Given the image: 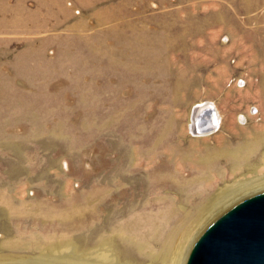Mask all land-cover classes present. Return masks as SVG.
<instances>
[{
	"label": "rangeland",
	"instance_id": "374dc122",
	"mask_svg": "<svg viewBox=\"0 0 264 264\" xmlns=\"http://www.w3.org/2000/svg\"><path fill=\"white\" fill-rule=\"evenodd\" d=\"M245 2L0 0V22L5 24L0 26V264H33L63 254L94 257L112 250L101 237L128 220L167 221L174 224L179 238L196 233L201 221L193 206L222 187L213 172L208 178L214 181L205 184L200 172L185 167L177 179L156 186L144 161L138 169L132 167L131 149L139 139L129 143L127 136L136 115L152 110L153 98L159 101L157 108L179 113L177 122L184 127L194 105L213 103L222 116L224 135H230L229 115L248 116L255 108L257 115L248 120L249 125L264 120L260 109L264 97L257 93L264 61V0L249 9ZM112 13L118 19L107 22ZM11 22L21 27H11ZM130 26L144 37L131 39L129 47L136 51L140 39H151L158 46L155 50L163 52L168 44V64L147 74L145 82L140 73L121 76L109 67L111 86L126 85L119 94L122 99L129 89H134V101L133 96L140 94L147 99L137 102L140 107L135 104L124 123H112L108 130L103 123L100 49L108 31L115 30L110 31L114 43L119 30ZM249 33L256 34L254 47ZM251 50L257 53L254 74L249 73ZM130 54L136 57V52ZM154 64L151 61L149 67ZM135 80L141 83L133 87ZM176 80L182 87L172 105L166 100ZM109 100L113 106L121 99L112 93ZM119 127L122 131L115 130ZM182 137H186L183 144L190 138ZM92 191L97 196L88 206L85 198ZM173 209L179 215L169 218Z\"/></svg>",
	"mask_w": 264,
	"mask_h": 264
},
{
	"label": "bare ground",
	"instance_id": "6f19581e",
	"mask_svg": "<svg viewBox=\"0 0 264 264\" xmlns=\"http://www.w3.org/2000/svg\"><path fill=\"white\" fill-rule=\"evenodd\" d=\"M245 1L247 9L254 4H257V0ZM91 4H93V2H91ZM105 19L107 22H110L113 19L118 18L116 14L112 13ZM0 23V26L2 25V27L5 25L3 22ZM11 24V27L14 28L21 27L16 22H11ZM132 29L133 28L130 26L128 30ZM125 30H122V33L120 32L121 30H119L118 40H115L114 43L112 42V35L110 31L115 30L111 29L108 31L107 35H105L103 39L102 47L100 49V54L104 60L102 63H104L103 69L105 78L103 82V104L106 106L105 111L103 112V123L105 129H108L112 123L118 126L121 121L123 122V119L125 120L130 116L129 111H135V104H139H137V102L142 103L145 99H147L145 95L143 96L140 94L137 98L133 96L136 100L134 101L131 97L134 89H129L128 92L126 91L127 93L125 94H127V96L125 99H122L119 94L123 90L127 89L125 88L126 85L120 84V82L115 87L111 86L110 81L107 80L109 67L116 72L119 71L121 76L140 73L142 75V82H145L147 74L149 77L151 73L157 71L156 68L160 67V64L165 65V63H167L165 56L168 55V44H165L163 52H158V50H155L158 49V46H153L155 43L154 41L151 39H140V43L136 46V51H134L127 43L131 39L136 40L137 36H144L139 35L134 30H132L131 34L128 35L125 33L128 30ZM255 35L256 34L254 33L248 34V39L252 43V45H250L251 47H254L253 43L256 40ZM116 41H119V44L116 43ZM130 52H136V57L131 55ZM251 52L253 55L250 59L251 66L249 73L254 74L256 72L254 62L256 60L257 53L255 50H251ZM160 53L163 54V57L161 56L162 59L160 58ZM147 55L150 57L148 58ZM151 61L155 64L152 67H149V63ZM260 66L262 81L257 93L261 98L264 97L263 58ZM132 75L128 77H131ZM138 83H141V81L138 82V80H135V85L131 82L133 87L137 86ZM164 85L165 84H163V90L165 87ZM152 86L154 87L155 85ZM180 87H182L180 80H176L175 85L173 86V93H169V98L167 97L168 100H166L170 103H167L173 105L178 101L175 95L176 93L178 94ZM165 89L168 91L169 88ZM112 93L117 94L118 98L121 100L120 102L118 101L119 103H117V105L115 104L113 106H109L111 102L109 97ZM121 103H123V105H121ZM151 104V111H149L150 108L147 110H141L142 113L136 115V119H133L135 120L133 122L134 128L130 129V137H125L129 139V143L132 142L131 139L133 138L135 140L139 139L136 144L137 146L133 145L134 147L131 149L132 167L138 169L137 167L139 166L137 165L144 161L146 164L147 176H151L152 182L154 181L153 184L156 186L161 184V182H166V179L168 178L175 180L176 177L182 174L181 172L184 171L185 167L189 168L190 171L196 173L200 172L201 176L198 175V177L201 178L205 184H210L212 180L214 181V179L208 178V176L213 172L215 181L218 180L222 185L221 188H219V185V189L213 195V192L209 193L205 197L200 198L199 202L193 206L197 219L201 221L196 233L194 235L188 233L185 236L182 235V238H179L177 237L176 230H173L171 227L174 224H168L167 221L163 222L161 220L162 223L155 224L152 219H149L148 217L145 220H128L120 223L119 225L117 224L118 226L115 228L112 227L113 229L110 230L108 235H103L101 237L104 240L103 243L105 245L107 244L108 248H112L111 251L107 250L105 253H99L88 259L78 258L76 256L65 258L67 254H63L61 256L45 257L41 260L32 261L31 263L185 264L191 252L196 234L201 231V229L205 228L207 224L218 217L223 211L233 207L244 199L264 192V120L259 124H254L253 122L254 125H249L248 123L250 118L257 115V109L250 108L248 116H237L239 114L234 116L229 115L230 135H224L220 132L222 127V116L220 115L218 109H216L215 105L211 102H203L194 105L186 114V127L179 126L177 122L180 119L179 113L171 112L169 109L157 108L156 105L159 104V101L155 100V98L152 99ZM260 106L262 112L260 113L264 114V99L261 101ZM158 110L159 112H157ZM212 111H214L215 114ZM133 112H131V114H133ZM138 118H140V120H138ZM213 125L215 127H213ZM121 129L122 128L119 127L115 130L122 131ZM175 131H178V133ZM184 135H187L190 138L183 144L185 140L184 138H186L182 137ZM173 139L175 140L173 141ZM130 145L132 146V144ZM116 151L118 152L117 149ZM165 156L175 158V160L171 161L172 163H169L166 160L163 161L160 159V157ZM120 170L119 173H122ZM122 170L124 171V169ZM168 173H173V175L168 176ZM230 180H232V184L230 183ZM228 183H230V185H228ZM106 194L104 193L103 195L106 196ZM96 196L97 194L92 191L85 198V201L87 202L86 205L88 204V206H93L92 202ZM87 208L90 209V207ZM74 211L78 212L79 210L74 209ZM93 213L94 212L91 214ZM178 215V210L173 209L169 218H173ZM203 217L204 219H202ZM195 221L198 220L195 219Z\"/></svg>",
	"mask_w": 264,
	"mask_h": 264
},
{
	"label": "water",
	"instance_id": "95a60500",
	"mask_svg": "<svg viewBox=\"0 0 264 264\" xmlns=\"http://www.w3.org/2000/svg\"><path fill=\"white\" fill-rule=\"evenodd\" d=\"M185 264H264V192L212 222L196 239Z\"/></svg>",
	"mask_w": 264,
	"mask_h": 264
}]
</instances>
